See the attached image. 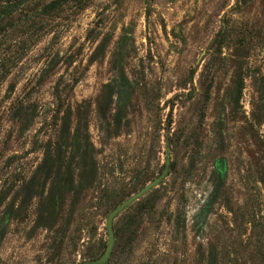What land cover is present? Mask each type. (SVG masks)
Listing matches in <instances>:
<instances>
[{
    "label": "rangeland",
    "instance_id": "374dc122",
    "mask_svg": "<svg viewBox=\"0 0 264 264\" xmlns=\"http://www.w3.org/2000/svg\"><path fill=\"white\" fill-rule=\"evenodd\" d=\"M53 2L0 1V12L11 7L3 21L10 26L0 27V220L8 206L14 211L0 264H82L100 256L114 205L166 165L163 181L114 220L117 228L155 198L132 247L129 236L121 243L114 236L116 259L107 264H202L211 246L218 264H264V0H71L48 9ZM104 38L103 55L93 59ZM116 54L132 94L114 134L115 102L106 121L98 104L116 78ZM66 108L70 133L86 120L81 132L96 151L97 177L72 217L67 193L54 229L32 232L49 184L27 205L23 197L34 179L41 189L38 168L45 150L59 144ZM220 157L223 193L197 233L194 216ZM81 171L71 168L75 184ZM177 213L185 216L183 235L171 224Z\"/></svg>",
    "mask_w": 264,
    "mask_h": 264
},
{
    "label": "trees",
    "instance_id": "16d2710c",
    "mask_svg": "<svg viewBox=\"0 0 264 264\" xmlns=\"http://www.w3.org/2000/svg\"><path fill=\"white\" fill-rule=\"evenodd\" d=\"M0 1H9V0H0ZM71 0H55L48 6V9H56L57 6L61 4L68 3ZM10 6L6 7L0 12V27H5V25L10 26V22L6 21L3 23L5 18L10 14H6L10 10ZM10 19V18H9ZM222 38V32L219 33L218 38ZM217 38V40H218ZM123 41H121L122 43ZM219 45L222 44V41H218ZM107 46V38H104L98 45L97 49L93 54V59H97L99 56L103 55ZM117 59L114 60L117 68V75L113 82L104 87L101 100L98 104V114L101 120L106 121L107 119V110L109 106L112 105L113 101L116 104V110L112 117V131L114 134L120 132L123 126V120L125 118L126 107L129 104L130 97L132 94V85L125 75L124 68L121 65L122 56L116 54ZM237 74L239 75L242 72V67L237 65L236 68ZM242 87L241 85L237 87L238 96L241 95ZM71 109L66 108L61 119V126L59 130V144L56 146L54 152H51L49 148L45 150L43 161L38 168L39 176L43 177V182L40 184L41 189L38 190L36 185L37 181L34 179L31 183L29 192H25L23 197V202L26 205L32 200L33 197L39 196L42 197L44 191L46 190V183L49 184L47 188V194L44 196L37 209L36 218L32 227V232L37 229H46L51 231L56 226L58 219L60 217L61 206L64 202V199L67 193L73 194L72 210L69 211L70 216L74 214V206L77 202L83 197V194L91 189L95 183L97 177V165L95 159V149L89 143L87 135H83L81 131H86L87 123L86 120L83 121L82 127H77L73 133H70L71 125ZM125 124V123H124ZM222 120L219 126V130H222ZM222 132H219V137ZM68 154L66 160L64 155ZM67 161V162H66ZM66 162V163H65ZM79 166L82 170L79 172V179L77 184L74 183L72 179L71 168L72 166ZM68 166V168H66ZM226 160L225 158H217L213 164V188L210 191L208 198L200 207L194 218L196 219V232L199 233L202 231L203 224L205 220L212 214L214 206L219 202L224 185L226 182ZM263 181V178H261ZM140 189H142L146 184L143 182L138 183ZM45 189V190H44ZM140 189L132 193H136ZM130 196V195H129ZM128 196V197H129ZM127 197V198H128ZM126 200V199H125ZM125 200H122L125 201ZM121 201L117 203V206L122 203ZM155 198H149L146 200L143 206L134 207V215L129 216V218L121 223L117 228L113 225L114 236L119 237V243L123 241V236L127 235L128 241L126 242L129 247H132L134 242L137 240V233L135 229H138L140 226V221L144 218V215L151 214L155 211L156 208ZM114 205V210L116 207ZM14 217V211L12 206H8L4 214L1 216L0 220V241L5 235L6 226L8 222ZM69 221H67V224ZM171 224L176 234L185 233L186 222L185 216L183 213H177L173 218H171ZM31 234V233H30ZM176 241V240H174ZM177 242V241H176ZM106 248V247H105ZM105 250V249H104ZM104 253V251H103ZM102 253V254H103ZM91 258L90 261L96 260L102 256ZM111 253L108 261L111 257L116 259V253ZM199 257L197 258L198 261ZM202 264H218V253L217 250L211 246L209 247L208 254L206 256H201L199 259ZM264 261V257H263ZM107 264V262L105 263Z\"/></svg>",
    "mask_w": 264,
    "mask_h": 264
},
{
    "label": "water",
    "instance_id": "95a60500",
    "mask_svg": "<svg viewBox=\"0 0 264 264\" xmlns=\"http://www.w3.org/2000/svg\"><path fill=\"white\" fill-rule=\"evenodd\" d=\"M168 172L167 165L162 172L160 176H158L156 179L152 180L148 184H146L142 189L137 191L136 193L129 196L125 201H123L120 205H118L114 210L110 212V214L106 218V231H107V245L104 253L101 257H99L96 260L93 261H87L82 264H105L107 260L109 259L111 252L113 250L114 246V230H113V222L116 219V217L121 214L123 211H125L128 207H130L133 203L138 201L140 198L145 196L147 193H149L152 189L156 188L166 177Z\"/></svg>",
    "mask_w": 264,
    "mask_h": 264
},
{
    "label": "flooded vegetation",
    "instance_id": "af4514ba",
    "mask_svg": "<svg viewBox=\"0 0 264 264\" xmlns=\"http://www.w3.org/2000/svg\"><path fill=\"white\" fill-rule=\"evenodd\" d=\"M113 225H114V222H113ZM107 232V231H106ZM108 238V237H107ZM106 249V248H105ZM105 251V250H104ZM108 261V260H107Z\"/></svg>",
    "mask_w": 264,
    "mask_h": 264
}]
</instances>
